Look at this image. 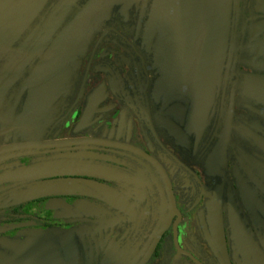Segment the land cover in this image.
Masks as SVG:
<instances>
[{
  "label": "flooded vegetation",
  "instance_id": "flooded-vegetation-1",
  "mask_svg": "<svg viewBox=\"0 0 264 264\" xmlns=\"http://www.w3.org/2000/svg\"><path fill=\"white\" fill-rule=\"evenodd\" d=\"M0 264H264V0H0Z\"/></svg>",
  "mask_w": 264,
  "mask_h": 264
},
{
  "label": "water",
  "instance_id": "water-1",
  "mask_svg": "<svg viewBox=\"0 0 264 264\" xmlns=\"http://www.w3.org/2000/svg\"><path fill=\"white\" fill-rule=\"evenodd\" d=\"M196 20V16L194 17ZM200 20L193 27H198ZM191 37V36H189ZM194 39L181 40L180 34L177 33L176 43L178 41H183L188 45V49H196V33H193ZM190 46V47H189ZM218 46H219V32H216V25L212 27V31L209 38L200 48L199 62L197 66L196 77L197 80L194 84V92L196 102L199 107H205L209 103V107L212 106L215 95H216V84H217V56H218ZM191 57V56H189Z\"/></svg>",
  "mask_w": 264,
  "mask_h": 264
}]
</instances>
